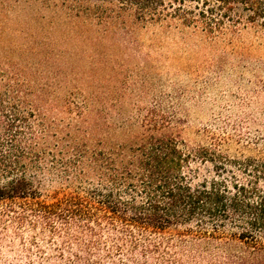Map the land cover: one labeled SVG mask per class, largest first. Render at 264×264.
<instances>
[{
	"label": "trees",
	"instance_id": "1",
	"mask_svg": "<svg viewBox=\"0 0 264 264\" xmlns=\"http://www.w3.org/2000/svg\"><path fill=\"white\" fill-rule=\"evenodd\" d=\"M94 1L210 36L264 30V0ZM18 96L0 87V263L264 264V163L248 161L250 178L229 180L222 156L189 149L176 120L154 108L137 144L81 150L48 165ZM197 160H219L218 177L195 183ZM47 175L73 187L44 194Z\"/></svg>",
	"mask_w": 264,
	"mask_h": 264
},
{
	"label": "rangeland",
	"instance_id": "2",
	"mask_svg": "<svg viewBox=\"0 0 264 264\" xmlns=\"http://www.w3.org/2000/svg\"><path fill=\"white\" fill-rule=\"evenodd\" d=\"M79 1L0 0V87L18 90L48 165L137 144L147 112L158 108L189 149L222 156L224 176L247 181L243 166L264 163V30L210 36ZM219 163H193L195 183L218 177ZM42 179L44 194L73 187Z\"/></svg>",
	"mask_w": 264,
	"mask_h": 264
}]
</instances>
